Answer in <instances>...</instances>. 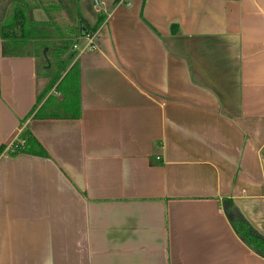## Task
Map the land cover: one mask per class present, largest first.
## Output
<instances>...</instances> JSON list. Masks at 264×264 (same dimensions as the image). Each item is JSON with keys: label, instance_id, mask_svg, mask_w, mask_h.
<instances>
[{"label": "crops", "instance_id": "1", "mask_svg": "<svg viewBox=\"0 0 264 264\" xmlns=\"http://www.w3.org/2000/svg\"><path fill=\"white\" fill-rule=\"evenodd\" d=\"M76 1L104 18L63 56L81 113L39 118L53 73L4 56L1 26L49 16L0 0V264H264L227 213L264 235V0ZM26 129L46 153L12 152Z\"/></svg>", "mask_w": 264, "mask_h": 264}, {"label": "trees", "instance_id": "2", "mask_svg": "<svg viewBox=\"0 0 264 264\" xmlns=\"http://www.w3.org/2000/svg\"><path fill=\"white\" fill-rule=\"evenodd\" d=\"M39 5L44 8L49 16V21L46 23H37L30 21L27 8L23 6H16L15 9L9 14L1 26V35L5 40L22 39L5 41L3 43V55L4 56H35L37 59V76L49 74L47 71L53 73L51 82L47 87L38 94L37 104L43 100L49 93L54 84L59 82L57 90L63 93L64 97L57 103H52L53 97L50 96L41 107L36 111L35 116L39 118L50 117H62L64 115H71L74 117L80 116L81 113V85H80V67L75 64L65 74L67 70V63L63 59V56L73 46V39L75 34L81 35H93L104 21L103 16L99 17L95 25L89 26L83 19L78 2L76 0H37ZM68 11L69 17L76 22L75 24L67 22L63 14V10ZM43 26L49 27V29H42ZM26 29L27 32L21 35L14 32V28ZM41 32V33H37ZM69 32V33H68ZM39 37L33 43V49L26 50L27 40L32 37ZM31 44V43H30ZM51 51L49 56L56 57L53 60H44V52ZM55 69H60L58 74H55ZM53 71V72H52ZM49 76V75H48ZM63 77V78H62ZM62 78V79H61ZM61 79V80H60ZM37 105L32 109L34 111ZM24 136L25 142L17 144L16 141L10 146L12 152H18L20 150L36 151L38 154L46 153L44 147L38 142V140L31 135L28 129L21 133ZM6 145H0V154ZM232 206V207H231ZM233 203L227 204V213L229 219L233 223L234 227L239 232V235L243 240L257 253L264 256V235L259 233L251 223L240 214Z\"/></svg>", "mask_w": 264, "mask_h": 264}, {"label": "rangeland", "instance_id": "3", "mask_svg": "<svg viewBox=\"0 0 264 264\" xmlns=\"http://www.w3.org/2000/svg\"><path fill=\"white\" fill-rule=\"evenodd\" d=\"M64 16H65V19L67 20V22L72 23V19H71L70 17H68L67 15H64ZM72 24H73V23H72ZM76 37H77V35L75 34V38H76ZM75 38H74V39H75ZM73 42H75V41L73 40ZM30 48H31V50H32V49H33V46L30 47ZM72 49H75V47H73ZM46 52H47V51H46ZM74 52H75V51H74ZM72 56H73V55H71V56L69 57V60H68L67 57H64V60L66 61L67 65H69V64L71 63V57H72ZM59 70H60V69H55V74H56V73L58 74V71H59ZM52 78H53L52 76L48 77V82H47V84L51 82V79H52ZM55 86H56V88H57V87H58V83L53 85V87L50 89V91H49V93L47 94V96H46L43 100L39 101L38 104L42 103L44 100L48 99L50 96L53 97L52 101H54L55 103H57L58 101H61V100L63 99L64 95H63V93L60 92V90H57V91H58L57 93L54 91V87H55ZM43 90H44V88L41 89V92H42ZM38 104H37V107H38ZM25 139H26V138L20 134V136H19L18 139L16 140L15 146H17V144H22V143H24V142H25Z\"/></svg>", "mask_w": 264, "mask_h": 264}, {"label": "built area", "instance_id": "4", "mask_svg": "<svg viewBox=\"0 0 264 264\" xmlns=\"http://www.w3.org/2000/svg\"><path fill=\"white\" fill-rule=\"evenodd\" d=\"M95 1L98 3V0H95ZM97 6H98V5H97ZM93 35H94V34H93ZM93 35H89L88 37L92 39ZM91 42H92V40H91ZM91 42L88 44V47H90V45L92 44ZM17 139H18V138H17ZM17 139H16V140H17ZM16 140H15V141H16ZM13 143H14V141H13Z\"/></svg>", "mask_w": 264, "mask_h": 264}]
</instances>
